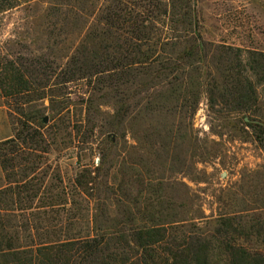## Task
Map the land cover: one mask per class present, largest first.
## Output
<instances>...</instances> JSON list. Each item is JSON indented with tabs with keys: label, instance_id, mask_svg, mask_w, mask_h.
<instances>
[{
	"label": "rangeland",
	"instance_id": "obj_1",
	"mask_svg": "<svg viewBox=\"0 0 264 264\" xmlns=\"http://www.w3.org/2000/svg\"><path fill=\"white\" fill-rule=\"evenodd\" d=\"M77 3L0 0V55L29 68L38 89L29 97L0 98V143L14 141L5 147L12 166L0 167V190L14 189L10 182L19 188L0 196L9 243L55 246L82 234L120 247L129 230L172 219L174 237L204 233L218 248L216 223L232 218L245 222L240 243L264 250V234L257 235L264 228V149L246 126L250 119L264 123L263 89L256 110L239 118L218 97L210 105L206 89L212 80L218 84L211 66H219L210 55L192 64L204 71L202 80L184 86L183 74L191 70L181 53L192 35L173 30L168 18L156 26L163 62L132 84H102L103 75L55 86V68H64L93 10L88 0ZM173 4L180 8L176 20L195 10L202 40L264 50V0ZM174 86L181 89L170 95ZM213 262L226 264V258Z\"/></svg>",
	"mask_w": 264,
	"mask_h": 264
},
{
	"label": "trees",
	"instance_id": "obj_2",
	"mask_svg": "<svg viewBox=\"0 0 264 264\" xmlns=\"http://www.w3.org/2000/svg\"><path fill=\"white\" fill-rule=\"evenodd\" d=\"M173 1L164 5L162 0H102L101 4L100 0H88L93 10L87 12L82 38L64 68L56 66L55 70L60 72L56 76L59 81L55 86L63 87L103 75L107 79L102 80V84H132L141 73L152 70L154 66L159 67L163 62L156 26L161 25V18H168L173 30L179 29L192 35L189 46L181 53L186 61V69L191 70L184 72L183 85L188 81L191 85L193 80H202L204 71H198L192 64L200 63L208 55L213 58L217 56L219 66L213 67L212 64L211 67L217 75L218 84L212 80L211 87L206 89L209 104L215 105L218 97L238 118L254 112L261 99L259 89L264 92V50L254 44L238 46L235 43L202 40L198 34L195 10L191 11V15L184 14L187 22L176 20L180 8ZM182 1L186 3V0ZM73 3L72 7H78L77 0H73ZM54 7L58 9L61 6L58 4ZM3 11L0 8V13ZM71 14H75L74 11ZM72 17L75 19V15ZM31 79L32 72L21 61L7 60L0 55L1 99L29 97L35 93L38 89ZM174 80L177 81L176 78ZM45 85L39 89L44 90ZM179 89L181 86L171 87L170 95ZM184 91L189 94L186 87ZM35 118L32 120L34 123ZM246 126L264 149V123L250 119ZM17 137L20 139L19 135ZM10 143L14 141L0 143V167L3 171L12 166V160L5 151ZM15 151L16 147H13L11 152ZM87 181L89 183L91 179L87 178ZM10 183L15 188L0 190V196L18 192V183ZM3 211L0 205V219ZM177 223L172 219L162 222L153 220V223L129 230L121 237L123 245L120 247L117 242L111 245L110 239L105 241L99 239L98 235L92 238L82 234H74L55 246L40 243L24 247L9 243L3 222H0V264H219L213 259L221 255L226 258V264H264V250L240 243L244 237L241 235L245 231V222L239 219H222L216 223V234L223 240V246L218 248L213 247L214 238L204 233L174 237ZM259 226L262 227V223ZM252 229L249 228L245 235L249 239L253 237ZM263 234L264 228L257 233L258 237ZM160 245H167L162 253L158 252Z\"/></svg>",
	"mask_w": 264,
	"mask_h": 264
}]
</instances>
